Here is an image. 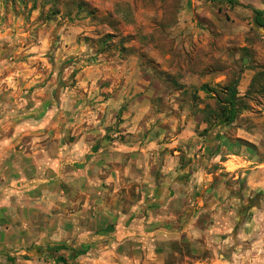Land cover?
<instances>
[{
  "label": "rangeland",
  "instance_id": "374dc122",
  "mask_svg": "<svg viewBox=\"0 0 264 264\" xmlns=\"http://www.w3.org/2000/svg\"><path fill=\"white\" fill-rule=\"evenodd\" d=\"M33 1L0 0V198L15 184L27 194L36 182L17 184L16 175L44 179L50 170H44L45 160L55 162L61 146L82 137L87 146L77 151L80 157L95 163L92 157L98 155L105 166H100L97 184L81 183L88 190L83 196L75 195L66 180L52 190L48 206L28 198L12 201L16 225L0 236V259L28 264L19 260L38 251L41 255L29 264H88L72 261L71 252L59 244L51 254L48 247L35 245L46 235L95 253L92 239L109 237L118 223L108 215L116 196L123 207L128 203L124 189L115 193L101 178L113 168L123 171L129 160L133 175L148 172L160 184L166 166L182 171L179 177L189 169L197 180L201 173L225 169L221 162L235 161L226 156L230 152L248 151L245 159L264 161L263 81L254 78L264 73V29L247 8L264 10V0H60L56 13L52 0H36V10ZM44 38L43 53L22 49ZM236 79L247 108L233 124L209 127L202 109L215 107V99L201 85L218 88ZM223 130L233 150L221 144ZM173 154L179 166L169 157ZM233 161L230 172H221L225 189L247 195V166L237 168ZM232 171L239 175L236 180ZM205 183L197 182V196ZM61 189L62 195L57 193ZM252 194L243 199L261 198V193ZM210 200L203 194L194 208ZM232 203L241 202L222 205L231 210ZM205 220L201 214L199 221ZM11 234L19 244H11ZM262 238L259 233L238 241L243 252L251 251L242 264H264V243L253 246Z\"/></svg>",
  "mask_w": 264,
  "mask_h": 264
},
{
  "label": "crops",
  "instance_id": "0c3cea01",
  "mask_svg": "<svg viewBox=\"0 0 264 264\" xmlns=\"http://www.w3.org/2000/svg\"><path fill=\"white\" fill-rule=\"evenodd\" d=\"M65 47L64 44L63 48ZM22 49H27L28 53H43L47 49V43L44 38L42 44H29ZM33 58L35 59L36 56ZM117 99L122 100L119 95ZM145 101L144 98L141 105ZM224 132L223 130L222 136L220 135L221 144L223 147H230V150H233V144L224 137ZM79 134L80 132H78ZM249 141L256 145H259L260 142ZM86 146L83 137L82 140L65 143L64 146H61L57 162L50 158L45 160L47 165L44 170H50L44 179H32L29 176L27 179L26 176L18 179L19 176L16 175L17 184L20 180L36 183L27 189V194H20L22 192L16 184L10 193L2 192L0 198V236L8 228H13L12 225H16V218H13L14 201L18 202L23 200L22 198H28L25 201H33L35 204L42 203L48 206L49 203H52L54 192L52 190L58 182L70 181L69 186L76 192H74L75 195L77 193L82 195L88 191L81 186V183L87 184L86 181H89L91 185L97 184L100 166H105V164L98 158V155L92 157V159H96L95 163H92L91 159L84 160L85 158L80 157L81 154L77 151L86 148ZM2 150L3 148L0 149V152ZM216 150L213 149V151ZM248 153V151L242 150L239 155L232 152L226 154V156L236 160L229 159L221 162L225 169L205 175L201 173L197 180L189 169L186 171L185 177H179L178 174H183L182 171L178 173L177 168L166 166L164 174L159 179L162 181L160 184L148 172L133 175L131 160L125 165L123 171L117 168L109 170L107 175L102 176V184L103 182L111 184L115 193L124 189L128 203L123 207L118 195L116 196L114 208H109L108 215L118 223L110 228V236L105 239H100L102 237L97 240L92 239L91 243L96 252L81 254L76 259L88 264H242L244 255L251 251L243 252V249L246 248H243L242 244H237L238 241L250 240L253 237H258L260 233L263 238L257 240L253 246L258 247L257 244L264 243V161H258L255 156L249 160L248 158L245 159L244 157H247ZM68 154H75L77 157L68 161L66 158ZM169 157L173 162H177L176 166H179L176 155H169ZM88 161L92 164L87 163ZM231 161L237 168L247 166V195H244L242 191L233 192L225 189L221 172H230L228 163ZM113 167L115 166L113 165ZM71 168L74 172L70 171ZM234 172L232 171L230 176L236 180L239 175ZM197 182L202 184L206 182L199 196L195 190ZM216 186L219 189L215 188ZM36 188L38 190H34ZM38 191L42 192L37 193ZM251 192L253 194L261 193V198L253 199L250 197L248 202L245 201L243 195L248 196ZM57 193L62 195L63 190L61 189ZM203 194L206 197H211V200L206 203L199 202L201 207L197 211L194 204L196 199L202 197ZM233 200L241 203H232L231 210L222 205ZM22 212L26 213L27 210L24 208ZM31 212L35 213L36 211L32 209ZM201 214L206 216L203 223L199 221ZM45 229L48 230L49 227ZM44 236L36 243L35 248L45 246L51 250L55 244L71 246L67 241L58 242L55 239H49L46 235ZM11 239H13L12 245L20 243L15 234H11ZM84 242L83 239L77 247L82 246ZM40 255V252L37 251L32 255V258L23 257L24 260L19 261L29 264ZM6 263L14 264L13 260L4 261V259H0V264Z\"/></svg>",
  "mask_w": 264,
  "mask_h": 264
},
{
  "label": "trees",
  "instance_id": "16d2710c",
  "mask_svg": "<svg viewBox=\"0 0 264 264\" xmlns=\"http://www.w3.org/2000/svg\"><path fill=\"white\" fill-rule=\"evenodd\" d=\"M52 1L51 12L56 13L57 10L55 9V7L58 5L60 0ZM227 1L234 3L233 0ZM78 7L79 10H82V7L80 5H78ZM37 8V2L36 0H34L31 9L36 10ZM247 8L251 9L254 14V23L259 28L264 29V10L260 8H253L250 6H247ZM104 41H106V39ZM254 78H258L263 81L259 84V91L264 92V73H258ZM238 83L239 81L238 79H236L235 81L230 82L227 85L218 86V88H212L208 84L201 85V90L205 91L210 97L215 99V107L207 105L204 109H202L204 113L203 121L206 122L209 127L212 126L214 122H222L225 125H231L238 119L241 111L247 108V105L244 102V98L239 95ZM249 91L250 89L247 91L244 97L248 95ZM60 248H65L71 252L72 261H74L79 255L85 253V251L83 250H76L75 248H70L68 245H62V247L60 246ZM55 249L59 250V248H54L53 250L55 251ZM51 251L52 250L48 251L49 254H51Z\"/></svg>",
  "mask_w": 264,
  "mask_h": 264
}]
</instances>
